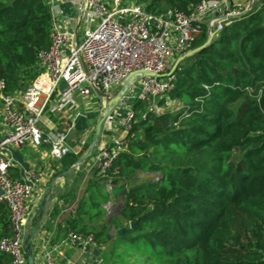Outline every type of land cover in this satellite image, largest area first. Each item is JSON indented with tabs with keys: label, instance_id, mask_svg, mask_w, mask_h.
I'll use <instances>...</instances> for the list:
<instances>
[{
	"label": "trees",
	"instance_id": "1",
	"mask_svg": "<svg viewBox=\"0 0 264 264\" xmlns=\"http://www.w3.org/2000/svg\"><path fill=\"white\" fill-rule=\"evenodd\" d=\"M201 1L124 0L152 13L191 12ZM53 27L52 0H0V74L9 93L38 76ZM209 37L205 26L159 101L178 100L177 110L158 113L135 100L125 147L100 174L125 186L122 211L103 223L109 198L100 192L79 207L93 225L83 226L81 215L73 232L107 246L108 264H264V0L205 45ZM77 160L69 155V164ZM142 172L156 176L143 180ZM0 221V238L10 235L5 202Z\"/></svg>",
	"mask_w": 264,
	"mask_h": 264
},
{
	"label": "built area",
	"instance_id": "2",
	"mask_svg": "<svg viewBox=\"0 0 264 264\" xmlns=\"http://www.w3.org/2000/svg\"><path fill=\"white\" fill-rule=\"evenodd\" d=\"M79 6L82 26H86L79 45L68 19L57 16L52 4L51 43L38 53L40 72L36 79L24 90L9 93L7 81L0 74V102L9 126V132L0 140V202L8 205L12 227L10 235L0 238V253L9 256L11 264H29L24 239L32 213L30 198L42 177L36 170L28 171L22 179L14 177L9 170L10 161L1 151L28 142L37 146L49 144L51 154L59 159L72 151L66 143L67 135L56 138L39 124L61 84L64 87L52 111L74 104L76 95L91 106L92 98L97 96L96 88L111 95L134 72L156 73L144 74L133 83L106 116L110 130L119 122L130 132L135 100L147 101L148 110L160 112L158 101L174 87L176 61L192 51L204 27L209 33H218L249 9L232 0H202L191 12L168 8L152 13L141 4L123 0H81ZM123 144L117 140L114 147L100 146L93 162L99 174H107ZM112 186L108 184L109 189ZM68 241L85 251L95 242L91 235L73 231L69 232ZM44 262L58 264L53 250L45 251Z\"/></svg>",
	"mask_w": 264,
	"mask_h": 264
},
{
	"label": "crops",
	"instance_id": "3",
	"mask_svg": "<svg viewBox=\"0 0 264 264\" xmlns=\"http://www.w3.org/2000/svg\"><path fill=\"white\" fill-rule=\"evenodd\" d=\"M52 1L57 16L68 19V26L75 31L80 16H82L79 6L81 0ZM254 1L232 0L234 4L244 5L249 9ZM63 87L64 83L52 95L50 108L42 115L39 124L44 131L53 134L56 138L67 135L66 143L72 148L68 156L66 154L63 158H55L51 154L49 144L37 146L30 142L20 147L3 149L1 153L10 161L9 170L14 177L25 178L30 170H36L42 177L41 182L35 187L30 198L32 213L29 227H38L37 232L29 242V246L34 252L35 264H45L44 258L47 250H53L58 264H108L110 249L107 246L94 242L87 249L88 251H85L79 245L70 244L68 234L76 231L72 226L81 215L83 226L90 227L93 225L90 215L88 213L81 214L79 207L81 205L82 207L87 206V203L92 200V194L95 192H100V194L109 198L101 204L105 209V215L101 220L103 223L110 222L113 215L118 212L114 210V206H110V189L104 181H100V174L94 168L93 162L100 146L103 144L116 146V141L120 140L125 129L117 122L113 124L110 130L109 123L104 121L102 136L95 147L93 155L83 161L78 168L70 171L72 166L88 152L94 141L96 125L101 116L102 103L100 102L98 108H94L93 104L91 106L86 105L84 100L76 95L74 104H69L60 111H52L51 107L57 102L58 94ZM8 132L9 126L5 121L4 109L0 102V140ZM126 140H123V149ZM69 155L76 156L78 160L69 164ZM65 171L70 172L63 176ZM148 173L152 172H142L140 174L142 179ZM152 174L149 179L156 176L155 173ZM51 186L50 197L43 203L44 197ZM54 198H58V200L54 202ZM121 198L123 202V197ZM105 218L106 221H104ZM3 228L4 224L0 221V233L3 232ZM79 233L93 237L92 234ZM0 264H11L10 257L0 253Z\"/></svg>",
	"mask_w": 264,
	"mask_h": 264
},
{
	"label": "water",
	"instance_id": "4",
	"mask_svg": "<svg viewBox=\"0 0 264 264\" xmlns=\"http://www.w3.org/2000/svg\"><path fill=\"white\" fill-rule=\"evenodd\" d=\"M82 23H83V16H80V19L78 21V24L75 28V40H76V44L79 45L80 41H81V28H82ZM215 35L214 32L210 33V37L208 39V41L206 42L205 45L209 44L212 39L213 36ZM198 49H193L192 51L188 52L187 54L182 55L175 63L174 69L177 67V65L179 64V62L181 60H183L185 57L193 55L197 52ZM144 74H149V75H153L156 76L157 74L154 72H134L132 73L129 78L124 82V84L116 89L111 95L106 94L104 92H102L99 88H96V93L97 95L101 98L102 100V109H101V116L98 119L97 125H96V130H95V137H94V141L92 143V145L90 146L88 152L82 156V158H80V160H78V162H76V164H74L71 168L70 171L75 170L76 168L79 167V165L87 160L88 158H90L93 155V152L95 150L96 145L98 144L101 136H102V130H103V125H104V121L106 119V116L108 114H110L113 109L117 106V104L119 103L120 99L124 96V94L128 91L129 87L135 83L137 80H139ZM129 135V131L125 130L120 138L121 141L125 140ZM70 171H65L63 172V176H66L68 174V172ZM153 174L152 173H148L146 176L143 177L144 180H147L149 178H151ZM153 178V177H152ZM52 191V186L50 187V189L48 190V192L46 193L45 197H44V201L43 203H45L47 201V199L50 197V192ZM125 193V186L123 184H118V185H113L112 188L109 190V195L111 198V202H110V206H114L117 207V211L121 212L122 208L124 206L123 202H120L121 197H123ZM58 198H54V202L57 201ZM104 221H106V218L104 219ZM37 226H33V227H29L28 230L25 233V239H24V249L25 252L27 254V258H28V263L29 264H35V256H34V252L31 249V247L29 246V242L31 241L33 235L37 232ZM123 229L118 230V233H122Z\"/></svg>",
	"mask_w": 264,
	"mask_h": 264
},
{
	"label": "rangeland",
	"instance_id": "5",
	"mask_svg": "<svg viewBox=\"0 0 264 264\" xmlns=\"http://www.w3.org/2000/svg\"><path fill=\"white\" fill-rule=\"evenodd\" d=\"M123 2H124V0H123ZM127 4H129V2H127ZM245 5H246V3H245ZM85 27L86 26L83 25L82 28H81V37L84 35ZM166 96H164V97H166ZM97 101H98V103H97ZM100 102L102 103V100L98 96H96L94 99L92 98V104H93L94 108L95 107L98 108L100 106ZM158 104H159V101H158ZM181 105L182 104H181L180 101L172 100L170 98H167V101H166L165 105H160L159 104V110H160V112H162L163 110H166V109L177 110ZM120 201L122 202V198L120 199ZM114 210H117V207H114Z\"/></svg>",
	"mask_w": 264,
	"mask_h": 264
}]
</instances>
